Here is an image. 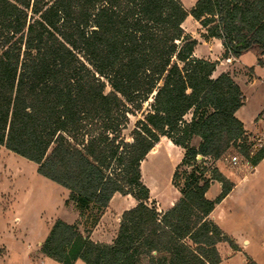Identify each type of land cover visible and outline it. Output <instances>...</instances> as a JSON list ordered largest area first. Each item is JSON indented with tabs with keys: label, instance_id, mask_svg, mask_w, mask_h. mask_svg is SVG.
Returning <instances> with one entry per match:
<instances>
[{
	"label": "trees",
	"instance_id": "trees-1",
	"mask_svg": "<svg viewBox=\"0 0 264 264\" xmlns=\"http://www.w3.org/2000/svg\"><path fill=\"white\" fill-rule=\"evenodd\" d=\"M188 16L203 39L221 40L223 58L257 48L264 66V0H196L189 10L180 0H0V146L65 188L78 212L53 222L40 245L47 258L220 264L218 243L237 250L211 216L233 186L214 162L235 149L252 169L264 138L250 139L235 116L244 95L233 77H212L217 61L193 55ZM149 98L126 141L129 116ZM161 137L183 151L171 179L179 196L164 211L148 203L140 170ZM213 182L220 192L209 199ZM115 193L135 205L111 242L93 241L78 226L95 227Z\"/></svg>",
	"mask_w": 264,
	"mask_h": 264
},
{
	"label": "rangeland",
	"instance_id": "rangeland-1",
	"mask_svg": "<svg viewBox=\"0 0 264 264\" xmlns=\"http://www.w3.org/2000/svg\"><path fill=\"white\" fill-rule=\"evenodd\" d=\"M180 1L189 10L196 0ZM184 27L194 32L198 41H204L201 37L203 29L199 26L194 28L191 16L185 19ZM219 49V45L213 43L210 50L213 55L198 56H209L218 65L222 63L221 66L243 91L244 105L238 117L249 131L264 134V66L257 62V48L243 52L241 60L228 56L229 61L228 57L223 58L218 53ZM261 58L264 61V54ZM150 101L151 98L140 112L129 116V122L121 132L126 141L131 140L130 133L135 122L148 111ZM257 138L264 137L250 139ZM182 153L181 148L162 137L156 151L149 152L141 162L142 181L150 191L148 203L154 204L160 211L168 209L179 196L171 179ZM233 156H237L235 162L231 160ZM214 165L228 173L231 182L245 174L238 188L213 211L212 218L224 234L237 243L239 251L232 249L228 242L218 243L222 258L220 264H246L247 257L264 264V163L252 173L248 163L232 149ZM36 168L35 163L0 146V264H61L44 256L40 252V245L55 220L61 219L71 224L78 219L73 204L66 202L68 191L38 174ZM219 192L220 185L215 182L208 189L206 197L213 199ZM134 205L135 200L131 196L116 193L109 202L107 212L104 210L106 215L97 228L96 225L87 233L85 227L89 226L82 220L78 230L96 241L109 243L115 237L119 213ZM74 264L84 263L78 260Z\"/></svg>",
	"mask_w": 264,
	"mask_h": 264
},
{
	"label": "crops",
	"instance_id": "crops-1",
	"mask_svg": "<svg viewBox=\"0 0 264 264\" xmlns=\"http://www.w3.org/2000/svg\"><path fill=\"white\" fill-rule=\"evenodd\" d=\"M196 2V1H195ZM184 24H185V20H184V22H183V24H182V27L184 28V30H185V32L186 33H188V34H190L193 38H195L197 41H198V39L194 36V32H191V31H188L187 29H185V27H184ZM193 24H194V28H196V27H198V28H200V25H199V23L197 22V21H195L194 19H193ZM196 26V27H195ZM204 31V30H203ZM202 31V32H203ZM204 41H198V44L196 45V47H195V49H194V52H193V55L195 56V57H198V58H205V59H209V60H214V59H212L211 57H209V56H205V57H203V56H198V55H213L211 52H210V50H211V46H212V44L214 43V44H218L219 45V47H220V49L218 50V53L221 55L222 53H223V47H222V43H221V40L220 39H217V38H209V39H203ZM239 60H241V55L239 56ZM222 63L221 64H219L218 65V63H217V65H216V68H215V70H214V72H213V74H212V77H217L219 74H221L222 72H227V70L225 69V68H223L222 66ZM243 92V91H242ZM244 105V104H243ZM241 108V107H240ZM240 108L235 112V116L239 119V120H241L239 117H238V112H239V110H240ZM264 108V107H263ZM242 121V120H241ZM255 121V120H254ZM256 122V121H255ZM242 123L244 124V122L242 121ZM244 128H245V130H246V132H247V134L249 135V137L251 138V137H259V136H262V137H264V134H259V132H257V131H255V132H251V131H249L246 127H245V124H244ZM161 140H162V137L159 139V141H158V143L153 147V149L151 150L152 152H155L156 151V149H157V145H159L160 143H161ZM170 142V141H169ZM150 151V152H151ZM217 161H219V160H217ZM262 163H264V160H262L259 164H257L254 168H252L250 171L252 172V173H254V172H256L258 169H259V167H260V165L262 164ZM216 167L219 169V167H218V165H216ZM220 170V169H219ZM221 171V170H220ZM222 173H223V175H225L228 179H229V176H228V173H226V172H224V171H221ZM244 177H245V174H243V176L242 177H240V178H238L237 180H234V181H232V184H233V186H232V189H231V191L227 194V196L220 202V203H223L225 200H227V198L238 188V186H239V183H240V181L242 180V179H244ZM213 183H215V182H213ZM212 183V184H213ZM211 184V185H212ZM219 184V183H218ZM220 185V184H219ZM116 194V193H115ZM127 196V195H126ZM112 199V198H111ZM219 203V204H220ZM217 206V205H216ZM109 209V207H107L105 210H106V212H107V210ZM158 210H160V208H158ZM106 212H104V215H102L101 216V218H100V220H99V223L97 224V226L95 227V228H97L99 225H100V223H101V221L103 220V218L105 217V215H106ZM121 215V213H119V216ZM211 216H213V212H212V215ZM214 218V217H213ZM118 222H119V220H117ZM90 239L91 240H93V241H96V240H94L92 237H90ZM245 242H249V241H246L245 240ZM235 243V242H234ZM235 244H237V243H235ZM237 251V250H236ZM237 252H239V251H237ZM247 255V254H246ZM222 259V258H221ZM221 263V262H220Z\"/></svg>",
	"mask_w": 264,
	"mask_h": 264
},
{
	"label": "built area",
	"instance_id": "built-area-1",
	"mask_svg": "<svg viewBox=\"0 0 264 264\" xmlns=\"http://www.w3.org/2000/svg\"><path fill=\"white\" fill-rule=\"evenodd\" d=\"M229 60H230V58L228 57V58H227V61H229ZM231 160L235 162V161L237 160V156H233V157H231Z\"/></svg>",
	"mask_w": 264,
	"mask_h": 264
},
{
	"label": "water",
	"instance_id": "water-1",
	"mask_svg": "<svg viewBox=\"0 0 264 264\" xmlns=\"http://www.w3.org/2000/svg\"><path fill=\"white\" fill-rule=\"evenodd\" d=\"M198 158H200V156Z\"/></svg>",
	"mask_w": 264,
	"mask_h": 264
}]
</instances>
